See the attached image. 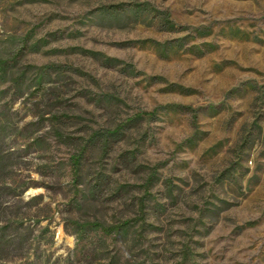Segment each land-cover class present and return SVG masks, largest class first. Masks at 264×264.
<instances>
[{"label":"rangeland","instance_id":"1","mask_svg":"<svg viewBox=\"0 0 264 264\" xmlns=\"http://www.w3.org/2000/svg\"><path fill=\"white\" fill-rule=\"evenodd\" d=\"M14 218L0 264H264V0H0Z\"/></svg>","mask_w":264,"mask_h":264},{"label":"trees","instance_id":"2","mask_svg":"<svg viewBox=\"0 0 264 264\" xmlns=\"http://www.w3.org/2000/svg\"><path fill=\"white\" fill-rule=\"evenodd\" d=\"M0 222V253L21 249L25 243L24 235L18 234V236L15 237V235L9 234L8 230L12 228L17 230L19 227L23 226V222L15 218L2 219ZM97 226L105 232H112L115 230L114 227H104L98 224Z\"/></svg>","mask_w":264,"mask_h":264}]
</instances>
